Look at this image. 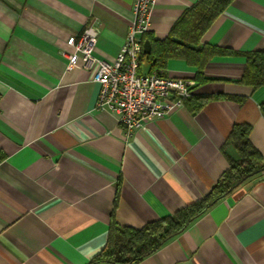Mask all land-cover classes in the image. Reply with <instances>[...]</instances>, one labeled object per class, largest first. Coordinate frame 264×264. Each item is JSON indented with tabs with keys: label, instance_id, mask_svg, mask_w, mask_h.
I'll list each match as a JSON object with an SVG mask.
<instances>
[{
	"label": "crops",
	"instance_id": "obj_1",
	"mask_svg": "<svg viewBox=\"0 0 264 264\" xmlns=\"http://www.w3.org/2000/svg\"><path fill=\"white\" fill-rule=\"evenodd\" d=\"M136 1L0 0V264H87L106 243L117 190L113 218L136 228L202 198L237 157L222 147L235 123L250 125L264 162V84L240 81L242 55L212 57L201 82L195 65L168 60L167 76L214 96L196 112L183 104L126 134L97 108L93 69L66 68L67 39L93 24L94 55L111 61ZM196 1L155 0L148 34L165 37ZM201 42L264 50V0H233ZM133 264H264V171Z\"/></svg>",
	"mask_w": 264,
	"mask_h": 264
},
{
	"label": "trees",
	"instance_id": "obj_2",
	"mask_svg": "<svg viewBox=\"0 0 264 264\" xmlns=\"http://www.w3.org/2000/svg\"><path fill=\"white\" fill-rule=\"evenodd\" d=\"M232 1L197 0L184 9L165 37L157 39L148 32L144 33L142 43L148 39L151 50L149 53L141 51L138 72L154 71L165 74L168 60L179 58L198 68L195 80L201 82L205 80L203 68L212 57L217 55H242L245 58V65L240 81L253 87L263 85V49L238 52L223 46L201 42L203 33ZM144 60L149 63L146 72L142 70ZM213 97L212 95H194L191 93L183 99V104L190 111L196 112ZM260 108L264 115V100L261 102ZM250 129V125L247 123H235L232 126L222 147L232 145L237 151V157L229 158V166L219 176L208 193L202 198L176 209L170 215L147 222L139 228L120 225L113 218L118 200L117 190L106 243L87 264L100 262L133 264L140 261L207 211L226 194L234 183L239 182L238 184H241L261 174L264 171V162L260 151L249 138Z\"/></svg>",
	"mask_w": 264,
	"mask_h": 264
},
{
	"label": "built area",
	"instance_id": "obj_3",
	"mask_svg": "<svg viewBox=\"0 0 264 264\" xmlns=\"http://www.w3.org/2000/svg\"><path fill=\"white\" fill-rule=\"evenodd\" d=\"M154 2L137 0L134 3V19L126 40L111 61L94 55L98 31L93 24L70 36L67 44L73 50L63 52L67 70L93 69L92 78L99 83L97 108L115 112L126 134L151 118L163 117L181 107L195 84L191 79L154 71L138 72L142 35L148 32L149 13Z\"/></svg>",
	"mask_w": 264,
	"mask_h": 264
},
{
	"label": "water",
	"instance_id": "obj_4",
	"mask_svg": "<svg viewBox=\"0 0 264 264\" xmlns=\"http://www.w3.org/2000/svg\"><path fill=\"white\" fill-rule=\"evenodd\" d=\"M150 50H151V44H150V41H149L148 39H146V40H144L143 43H142V51H143L144 53H149ZM238 183H239V182L234 183V184H233V185L227 190V192H228L229 190H231L233 187H235ZM227 192H226V193H227Z\"/></svg>",
	"mask_w": 264,
	"mask_h": 264
}]
</instances>
